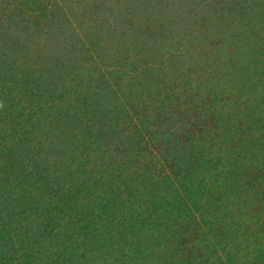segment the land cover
Returning a JSON list of instances; mask_svg holds the SVG:
<instances>
[{"label": "trees", "instance_id": "1", "mask_svg": "<svg viewBox=\"0 0 264 264\" xmlns=\"http://www.w3.org/2000/svg\"><path fill=\"white\" fill-rule=\"evenodd\" d=\"M36 1L38 0H8V6H13V9L8 7L11 11L7 14L6 6L0 4V57H6L0 59V62L10 60L15 51H21L28 56L34 55V43L38 44L36 40L39 35L35 31L38 28L35 25L27 32L31 24L21 8L30 5L32 9ZM85 1L87 6L83 8L82 13L81 8ZM43 5L51 6V10L48 11L43 6L38 7L41 16L52 17L51 22L57 27L60 24L58 28L61 32L60 17L65 15L61 12H58L60 15H54L58 6L57 0H45ZM73 5L80 10L77 14L81 16L78 22L82 19H92V23L99 27L98 32L94 33L95 37L91 38L93 44L90 42L91 48L98 47L100 51L97 56L100 60L90 56L91 66L88 65L87 70L92 76L98 75L91 83L104 80L101 76L103 71L96 65L107 62L103 69L106 71V68H110L109 70H113L110 73L120 78L118 80L116 77L113 82L106 79V85L111 89L110 83L115 84L117 94L121 92L123 95L118 97L114 105L111 106L108 100L105 101L108 104L101 106L106 108V122L101 121V111L92 105L93 107L89 106L85 110H90L88 113L95 119V124H85L82 125L83 128H79L80 124L60 127L61 134H55L57 137L64 133L72 139L73 135H77L76 132L89 133L90 135H84L81 141L84 144L85 139L87 142L91 141L90 147L93 149L90 151L94 155L80 157L79 153L76 156L72 153L70 158H67L68 151H64L65 158L58 161L63 165L56 169L62 179L54 183L52 177L57 173L50 171L51 161L45 159L50 156L47 150L49 144L46 148L37 145V139L40 137L37 134L38 126L44 127L45 124H40L42 109L38 108L42 107L39 100L43 94L42 87L36 84L37 78L34 79L33 76L37 72L35 64H3V69L0 70V92L4 96L7 93L12 96H1L0 99V122L3 121V124H0V167H3L0 171V186L7 180H12L7 184L6 190L0 192V264H194V254L186 256L185 252H182L179 257L177 255L174 258L160 256L165 252V244L154 239V232H159L163 238L165 235L161 233L168 231L169 227L176 230L180 228V225L175 227L176 223L181 221L183 225L193 227L191 222L198 219L201 220L195 224L198 228V243L210 242L211 247H214L212 242H217L221 249L225 248V245H220L225 231L228 234V264H262L258 261L259 257L257 260L253 259L260 251L257 246L260 243L264 245V228L260 225V217L264 221L261 216L264 215V201H259V198L264 200V181L260 180L261 176L245 172V177H248H242V180L228 177L227 188L212 187L214 176L204 177L209 183L202 182L199 176L211 170L210 166L216 159L215 154L213 158H205L196 152L194 154L189 149L192 148L189 144L179 160V164L190 169L189 174L185 179L174 175L179 188H174L176 191H167L168 194L164 191L167 199L162 196L160 203L155 202L154 198H150L146 193L140 195L142 191L140 193V189L134 185L138 183L137 177L140 185L145 179H155L151 169H145L146 164L141 163L145 161L144 157L156 158L157 161V157L164 154V150L168 148L166 144L170 141L178 143L181 147V142L186 136L192 139L194 133L190 129H184L181 124H168L174 118L171 116L169 105L173 98L177 97L176 89L179 86L181 90L183 88L185 96H189L188 100L194 99L195 87L200 89L197 85L189 88V76L181 77L178 66L188 64L194 72L198 66L207 69V61H214V58H211L214 54L210 55V49L217 43L208 38L212 36L202 30L210 27L213 31L216 29L215 32L228 34V28H217L220 27L218 22H223L222 20L228 17V9L223 10L221 6L224 4L219 0H68L64 4L68 11ZM232 9L234 10L235 6ZM101 12L104 16H100ZM107 14L111 18H108ZM241 23L239 18L234 22L233 28L239 30ZM65 24L68 28L69 24ZM8 30L12 31L11 34H7ZM195 36L201 37L202 44L205 45L202 54L206 58L200 62H197L195 55H185L182 51L186 46L182 43L185 40L191 41ZM17 39L18 43L14 42V46H9L10 41ZM80 41L76 44L80 45L79 54L86 58L85 53L90 48ZM73 45L69 47L70 51H67L65 48L68 46L58 48V45L54 44L53 54L60 53L61 57L63 54L71 56ZM108 52L115 56L110 54L109 58ZM137 52L150 55L147 57L154 59L151 66H141L138 58H133ZM73 55L74 58L79 56L75 51ZM102 56L107 61L104 57L101 58ZM254 57L253 55L251 58ZM231 61L233 60L228 61V67ZM74 62L68 65L66 70L79 71L80 60ZM220 62L222 69L228 72L223 61ZM240 63L234 62L236 66ZM250 63L252 66L251 61ZM254 67L256 70L260 69ZM9 70L11 75L7 73ZM76 74L81 76L79 72ZM260 74L261 71L259 74L253 73L245 84V91L251 92L255 99L264 96V77ZM222 84L228 86V80H223ZM111 94L114 99L117 98L115 92ZM195 97L197 98V95ZM247 110H250L249 105L245 106L244 111ZM197 118L192 117L193 124ZM240 121L237 123L235 120L230 129L233 140L240 139ZM157 125L159 126L156 127ZM178 126L183 129L181 133ZM82 129L84 130L81 131ZM94 129L103 135H93L96 133ZM43 133L48 137V128ZM31 134H34L35 140L30 138ZM110 135L114 136V146L111 145L112 137L107 140ZM262 141L263 139L258 140V144L261 145ZM74 145L78 146L75 142L72 146ZM194 147L198 150L200 143ZM210 149L212 147L208 143L203 152ZM44 150H47L42 156L44 159H39L36 155ZM39 161L41 165H37ZM135 161L139 163L137 166L141 170L140 175H134L131 171ZM46 162L48 165L44 168ZM91 164L99 165L100 168L90 167L88 171L86 166ZM34 165H37L38 171L34 169ZM154 173L156 175L155 171ZM195 175L197 176L194 177ZM149 183V191H152L151 181ZM66 184L64 192L60 187ZM31 187L36 191V195H32L28 190ZM21 189L25 191L22 194ZM153 191L157 193L156 196L162 194V188L157 191L153 188ZM75 211L78 212L77 216L74 215ZM203 226L208 228L203 229ZM198 248L205 250L209 247L204 248L197 244L193 250ZM64 251L71 260H65ZM211 257H214V254ZM211 257H201L200 264H219L222 261Z\"/></svg>", "mask_w": 264, "mask_h": 264}, {"label": "rangeland", "instance_id": "2", "mask_svg": "<svg viewBox=\"0 0 264 264\" xmlns=\"http://www.w3.org/2000/svg\"><path fill=\"white\" fill-rule=\"evenodd\" d=\"M67 1L68 0H57L58 6L56 7L54 13V15H56L58 12H61V14L64 13L62 15H65L64 17L68 18L65 20L64 17H60L62 19L61 32H59L60 29L58 28L60 24L57 27L54 25L53 22H51L52 17L50 18L46 16L44 18L43 16H41L38 7L41 8V6H43L46 10H51V6L43 5L45 3V0L36 1L35 4L32 5V9H30V5L21 8L22 12L27 16V20L30 21L31 24V29L28 27L27 32H30L35 25L38 28L35 31V33H39V35L36 40L38 41V44L34 43V55L30 54L28 56V54H24L21 51L20 53L19 51H15V55L10 57V60L6 59L5 62H0V70L3 69V64L10 66L17 64L20 65L21 63H25L28 65L35 64L37 72L33 76L34 79L37 78L36 84L42 87L41 90L43 94L42 99L39 100V103L42 105V107L38 108L40 110L42 109V112L40 113L41 116H39L42 117L40 124H45L44 127L38 126L37 134L40 136V139H37V145L39 144L40 147L46 148L49 144V148L47 150L50 156L45 157V159L48 162L51 161L50 171L54 172L55 174L57 173V177L56 175L52 177L54 183L62 179V177L59 176V171H56V169L61 168L63 165L62 162L58 161L59 159L65 158V153H63L64 151H68L66 154L67 158H70L72 153L75 156L79 153L80 157L94 155L90 151L93 149L90 147L91 141L89 140L87 142V140L85 139L84 141H86V144L81 141L83 140V136H89V133L78 134L75 131V134L77 135H73L74 137L72 136V139L68 138V136L66 137L64 133L61 136L57 137L55 134H61L60 127H67L69 124H80L79 128H83L82 125L95 124V119L92 118L88 113L90 110L86 112L89 106L91 107L92 105H94L96 108L99 109V111H101V113H99L100 117L98 116L101 121L106 122L107 117L104 115V113L106 112V108L103 109L101 106L108 104L105 102L108 100L110 101V105L112 106L117 103L118 97L123 95V93L121 94V92L120 94H117V88L115 84L110 83L112 87L111 89L108 88V84L106 85V79L110 81L112 80L111 82H113L116 80L115 78L118 77V75L110 73V71H113L109 70L110 68H106V71L105 69H103L105 68V66L103 65H106L107 62H101L104 64L99 63L100 65H96L99 66L103 71L104 74H102L101 76H103L104 80H101L100 82L95 80L94 83H91L94 78H98V75L94 74L92 76L91 72L87 70L88 65H90V56L93 55L92 58H95L98 61L100 59H98L97 56L100 51L98 47L91 48L90 42L93 44L94 41H92L91 38L95 37L94 33L98 32L99 27L95 23H92V19H82L80 22H78V18H81L80 15L77 16L80 10L75 8V5H73L72 9L68 11V8L64 6ZM219 1L220 3L224 4L221 6L223 10L228 9L227 13H229V15L227 18L222 20L223 22H218V26L220 27L217 28H228V34H221V31H217V33L215 32L216 29L213 31L210 27H207L206 29L202 30L205 34L212 36L208 38H211L213 42L217 43L214 47H212V49H210V55L214 54L212 55L213 57H210L214 58V61L212 60V63L210 60L207 61V69L198 66L195 72L191 70V67L189 68L188 64L178 66V70L181 77L185 75L189 76V88L193 85L194 87L197 85L200 89H198V87H195L194 92H196L195 95H197V98L194 95V99L188 100L189 96H185L183 88L181 90V87L179 86L176 89L177 91H175L177 97L173 98V101L169 105L171 107L172 112L171 116H173L174 118L168 124H181L184 129H190L192 133H194V135L192 139L186 136L184 141L181 142V147L178 143L170 141L169 144H166L168 148L164 150V154L159 155L157 157V161L156 158L152 159L150 157H147L146 159V157H144L145 161L141 163L146 164L145 169H151V172L155 176V179L146 180L144 178L145 182L140 185L139 177H137L136 182L138 183L134 184L140 189V193L142 191L140 195L143 196V194L146 193L147 196H149L150 198H154V201L158 203H160V199L162 200L163 197L165 199L168 198L167 195H164L165 192H172L174 188H179V185L176 183L174 175H177L181 179H185V177L189 174L190 169L182 164H179V160H181L182 156L181 153L184 154V151L186 150V148L189 147V144L192 146V148L189 149L192 150L194 154L195 152L196 154L200 153V155H203L205 158H213V154H215L216 159L213 161V165L210 166L211 170L205 171L203 175L199 176L202 182H208V179H205L204 177L209 178L214 176L213 183L211 185L212 187L216 188L217 186H222L224 188H227L228 185L226 184L228 183V177H236V179L239 178L242 180V177H248L247 175L245 177V172H248L251 175H259L262 177L260 178V180L264 181V138H262L264 134V96L262 97V94H260L259 96H261L262 98L258 97V99H255L251 92L245 91V84L247 83L248 78L253 75V73L259 74L261 71L260 76L264 77V0ZM0 4L6 6L5 14L11 11L8 9V0H0ZM86 6L87 3L85 1L81 8L82 13L83 8H86ZM234 6L235 9L233 10L232 8H234ZM9 8L13 9V6ZM235 13L238 16H236ZM58 15L60 14L58 13ZM73 15L77 17L75 18ZM100 16H104V13L101 12ZM107 16L108 18H111L110 15L107 14ZM239 18L241 19L242 23L241 28L238 30L236 28H233V25L234 22ZM244 18L246 19L244 20ZM66 22L69 24V26L67 25L68 28L65 27ZM238 25H240V23ZM11 32V30H8L7 34H11ZM18 33H22V31H18ZM1 35L2 32L0 36ZM80 40H82V43L86 47L89 46L88 48H90L88 52L85 53L86 58H82L79 54L80 52L78 51V49L80 45L76 44L78 42L80 43ZM209 40H207V42H209ZM14 42L18 43L19 40L17 39L13 42L10 41L9 46H12ZM54 44L58 45V48H62V46L64 45L68 46L65 48L67 51H70L69 47L74 44L76 46L73 45V50L79 56L74 58V51L72 52L71 56H68V54H63L61 57L59 56L61 55L60 53H57L55 55L53 54L52 49ZM200 44H202L201 37L195 36L191 41L185 40L184 43H182V45H186L184 49L182 48V51L185 53V55H195V58H197V62H200L201 60H205L206 58V56L202 54V52L205 51V45H203V43L201 47ZM110 54L112 53L108 52L109 58ZM64 55L66 56L64 57ZM104 55H106V53ZM112 55L115 56V54ZM253 55L255 57L251 58ZM147 56L150 55H142L137 52V54L134 55L133 58H138V61L141 66L146 65L148 67L151 66V63L154 62V59H150ZM103 57L104 56H102L101 58ZM2 58L5 59L6 57H0V59ZM227 58L228 61L233 60L231 61L229 67L227 66ZM75 59H78L76 62H79L80 60L82 67L80 66L81 69H79V71L77 72H79L81 76H78L76 74V70H66V67L68 65H72L71 63H73ZM255 59L258 60V62H256ZM59 60H61V62ZM104 60L107 61L105 57ZM220 61H223L222 63L225 65L226 68H228V72L222 69V64ZM237 61L241 63L236 66L234 62ZM250 61L252 62V66ZM14 62L17 63L14 64ZM61 63H63V66H61ZM254 66H257V68L259 67L260 69L256 70ZM7 73L11 75L10 70L7 71ZM119 78L120 77H118V80ZM223 80H228V86H223ZM112 92L116 93L115 95L117 97V100L114 99V96L111 94ZM1 96L8 97L12 96V94L7 93L4 96L2 92H0V99ZM245 100L246 102H244ZM1 102L4 101L1 100ZM248 105L250 107V110L244 111L245 106ZM48 106H50L49 111ZM56 112L60 114L57 115ZM113 114H115L114 110ZM45 115L46 117H43ZM193 116L198 117L197 120H195V124L192 123ZM2 119H4V117ZM85 119H87L88 121H86ZM253 119L254 121H252ZM235 120L237 121V123L239 122V120H241L240 124H242V126H240V129L241 132L244 133V136H242V133L240 134V141L233 140V137L231 135L232 131H230L231 127L233 126L232 124L235 123ZM2 122H0V124H3ZM58 124L65 125L58 126ZM227 124L228 131H226ZM158 126L159 125H157L156 127ZM182 127L178 126L179 133L183 131ZM236 127L238 128L239 126ZM36 128L37 127H35V131ZM46 128H48L49 132L48 137H46L43 133ZM83 130L84 129H82L81 131ZM94 130L96 131V133L92 131L93 133H95L93 135H103L99 134L96 129ZM30 138L32 140H35L34 134H31ZM113 138V135L107 137L108 141L109 139H111L112 146L115 145V140H113ZM260 139H263L261 145L258 144V140ZM74 142L77 143L78 146H75L76 144L72 146ZM198 143H200V147H198L197 150V148H195L194 146L198 145ZM208 143L211 145L212 149L206 151L207 153L203 152V150L206 149ZM99 149H101V146ZM47 150L39 152L36 156H38L39 159H44L42 156L47 153ZM55 161H57L58 163H54ZM48 162L45 163L44 168L48 165ZM40 163L41 161H39L37 165ZM137 164H139L137 161L132 164L131 171L134 175L141 174V170L139 166H137ZM37 165H34V169H36ZM86 167L89 171L90 167H99V165L91 164L87 165ZM2 169L3 167L1 166L0 171H2ZM36 170L38 171V169ZM41 170H43V168ZM154 171L156 172L157 176L155 175ZM161 176H163V178H161ZM196 176L197 175H195L194 177ZM11 180L12 179L7 180L6 183L0 186V192L6 190L7 184H9ZM149 181H151L152 186L156 189V191L158 190V188H162V194H160V196H156L157 193L153 191V188L152 191H149V189H151ZM34 187L36 188V185ZM60 188L62 191L66 192L67 184L61 186ZM175 189L174 191H176ZM28 190H30V193L32 195H36V191L33 189V187L28 188ZM24 192L25 191L21 189V194ZM259 199V201H264L261 198ZM51 203L52 200L49 201L50 205ZM77 214L78 212L75 211L74 215L77 216ZM261 216L264 217V215ZM260 218L259 219L261 220V228H264L263 218ZM197 221L201 220L198 219ZM197 221L191 222V224L193 223V227L192 225L188 227V224L183 225L180 221V223L175 224V227L180 225V228L176 230L174 229V227H169L168 231L166 230V232L161 233L165 235L163 238L162 235H159V232H154L156 234V237L154 239H156L159 243L165 244V252H163V255L160 252V256H164L165 258H170L171 256L174 258L177 255L179 257V254L185 252L184 255L186 256H191L194 254L195 256L193 263L200 264L199 260L201 257H211L212 254H214V257L211 258H214L216 260H222L221 262H219V264L227 263V232L223 231V242L220 244L225 245V248L221 249L217 242H212V244H214V247H211L210 242L200 244L198 243L197 238L198 228L195 225ZM207 228L208 227L203 226V229ZM171 237L173 238L171 239ZM197 244H199L200 247L209 248L205 250L198 248L194 251L193 249L194 247H196ZM259 245L257 246V249L259 248L260 251L258 254H255L253 256V259L257 260L259 257L258 261L264 264V245L262 243H260ZM64 253L66 255L65 260H71L70 256L67 255L65 251ZM43 264L47 263L44 262ZM61 264L67 263L62 262ZM253 264H255V262H253Z\"/></svg>", "mask_w": 264, "mask_h": 264}]
</instances>
